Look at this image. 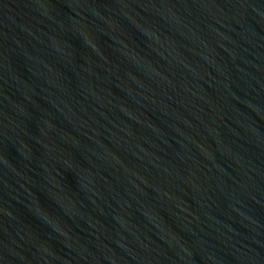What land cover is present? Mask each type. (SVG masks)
I'll list each match as a JSON object with an SVG mask.
<instances>
[{
    "label": "water",
    "instance_id": "1",
    "mask_svg": "<svg viewBox=\"0 0 264 264\" xmlns=\"http://www.w3.org/2000/svg\"><path fill=\"white\" fill-rule=\"evenodd\" d=\"M0 264H264V0H0Z\"/></svg>",
    "mask_w": 264,
    "mask_h": 264
}]
</instances>
